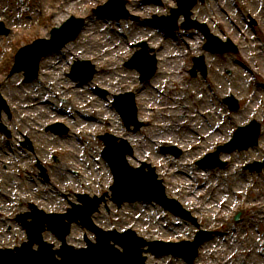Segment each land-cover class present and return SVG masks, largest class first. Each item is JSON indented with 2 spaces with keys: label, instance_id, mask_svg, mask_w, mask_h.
Segmentation results:
<instances>
[{
  "label": "rangeland",
  "instance_id": "374dc122",
  "mask_svg": "<svg viewBox=\"0 0 264 264\" xmlns=\"http://www.w3.org/2000/svg\"><path fill=\"white\" fill-rule=\"evenodd\" d=\"M107 1L0 0V22L9 31L0 36V85L14 110V120L6 121L13 138L0 134V249L27 240L14 218L27 211L29 202L47 212H64L69 204L62 191L72 202H77L78 193L111 194L113 176L98 138L111 133L133 139L135 153L128 157L129 163L154 166L167 196L190 211L199 226L154 203H126L118 208L109 197L108 208L102 205L94 216L97 225L121 232L132 228L149 241H192L199 229L213 233L192 263L146 254L148 264H264V168L260 173L244 168L264 161V0H246L250 3L243 9L222 0L231 17L225 20L213 8L217 0L193 9L194 19L240 46L239 54L226 56L205 51L206 40L198 30L167 32L146 21L153 15H170L176 0H161L160 5L127 0L126 8L137 20H115L94 12ZM248 14L258 26L249 24ZM71 16L84 18L85 28L78 39L41 61L38 79L26 82L23 73L9 76L20 47L37 38L50 39L51 29ZM142 41L158 58L156 75L144 83L137 70L125 66L138 49L134 45ZM202 55L208 75L193 77V60ZM76 60H90L96 66L94 79L72 78L68 62ZM98 89L108 95L102 96ZM125 92L135 94L139 119L145 122L136 133L127 130L113 106L114 95ZM229 95L239 100V111L231 112L223 102ZM252 120L261 123L257 147L222 152L221 158L228 162L224 168L197 165ZM55 121L64 122L71 129L69 135L60 138L45 130ZM26 136L47 166L51 183L39 179L34 154L21 146ZM172 146L183 150L179 157L161 150ZM53 152L58 153V163L51 159ZM85 235L95 241L94 234L74 225L68 242L83 247ZM45 239L60 245L51 233H45Z\"/></svg>",
  "mask_w": 264,
  "mask_h": 264
},
{
  "label": "water",
  "instance_id": "95a60500",
  "mask_svg": "<svg viewBox=\"0 0 264 264\" xmlns=\"http://www.w3.org/2000/svg\"><path fill=\"white\" fill-rule=\"evenodd\" d=\"M180 8L172 11L171 17L155 18L166 23L167 20L173 19L172 28H176V22L181 14L185 15L186 22L183 23V27H198L200 28L208 39H210L208 31L205 25H199L195 21H191V8L197 3L198 0H178ZM204 1V0H201ZM111 2H120L122 7L125 6V2L119 0H112ZM100 10H103L101 8ZM122 17H128L129 13L124 10ZM120 18V17H118ZM3 31L0 30V34ZM4 32H7L4 30ZM58 31H53V38L50 41L40 40L36 42V46L32 49L33 58L30 59V63L24 62V65L20 61V56L24 54L23 49L17 56V63L12 70V74L16 71L25 70L26 80L35 79L38 76L39 62L50 52L63 47L64 37H59ZM217 39V38H216ZM62 43V44H61ZM220 44H218L219 46ZM143 51L135 56V60L144 58L147 60L145 69L140 68L142 73V79L149 80L156 71V58L149 56L147 45L142 44ZM208 48V45H207ZM228 48V47H227ZM226 50H229L226 49ZM197 67L206 74V65L204 58L197 59ZM92 68V73H93ZM196 73L195 70L193 71ZM92 73L90 77L92 76ZM122 97H117L115 105L120 111L126 126L130 129L131 125L135 126V131L139 130L143 123L137 119V108L134 101L133 94L125 95L126 106L121 107L118 102ZM232 110L238 109V102L229 97L225 100ZM3 102L0 96V110ZM54 126L51 130H54ZM261 125L256 121H252L248 126L241 127L237 130L234 140L220 148L232 152L234 149L247 150L252 146L258 145V139L260 136ZM106 144V148L103 151V156L110 164L115 183L111 187L112 200L119 206L125 202H136L138 200L145 202H157L162 205L166 210H170L183 218L189 219L192 222H196L190 216V213L182 208L178 201L169 199L165 193V187L162 181L157 180L155 170L149 166V171L146 172L144 167L133 169L129 166L126 159L127 154L132 155L133 149L126 140H121L118 143V138L112 135H105L101 137ZM27 144L31 147L30 142ZM165 152H170L176 156L180 155V151L174 147L165 149ZM202 166L209 168H215L218 166H225L226 163L219 160V151L210 154L205 159L199 162ZM263 163H254L250 165L251 169H257L261 171ZM82 205L74 204L73 208L68 211L67 214H46L43 211L35 210L33 214L23 215L19 217V220L26 227L29 242L24 243L22 247L15 248L14 250L6 249L0 251V264H145L146 257H143V247L148 246V252H153L157 256L173 254L175 256H182L192 261L198 255V249L202 242L211 235V233L200 232L194 242H182V243H163L158 241L148 242L143 238L136 235L135 232L128 230L125 233H119L117 231H103L97 227L92 219L95 212L99 210L100 204L105 201L104 197L90 198L88 195L79 196ZM32 218L31 222H28V218ZM72 223H78L90 231H93L97 236V243H92L87 240L88 247L83 249H76L73 246L67 244L66 237L70 233ZM48 230L55 233L58 238L63 242L60 250H53V245L48 244L43 240V232ZM113 242V244L111 243ZM37 243L39 245L38 250H33V245ZM119 245L123 248L121 251L116 247ZM57 256L60 258L58 259Z\"/></svg>",
  "mask_w": 264,
  "mask_h": 264
},
{
  "label": "flooded vegetation",
  "instance_id": "af4514ba",
  "mask_svg": "<svg viewBox=\"0 0 264 264\" xmlns=\"http://www.w3.org/2000/svg\"><path fill=\"white\" fill-rule=\"evenodd\" d=\"M222 1V0H221ZM219 2V3H217V5H216V7L218 8L219 6H221V4L220 3H222V2ZM227 2L229 3V5L231 6H234L235 8L236 7H241L242 9L243 8H246L247 7V4L248 3H250L249 1H248V3L246 2V0H227ZM224 29H225V27H224ZM2 194V187L0 186V195Z\"/></svg>",
  "mask_w": 264,
  "mask_h": 264
},
{
  "label": "bare ground",
  "instance_id": "6f19581e",
  "mask_svg": "<svg viewBox=\"0 0 264 264\" xmlns=\"http://www.w3.org/2000/svg\"><path fill=\"white\" fill-rule=\"evenodd\" d=\"M48 1H50V0H42V2H48ZM186 56H184V59H187V54H185ZM181 100H183V97H181ZM203 114V113H202ZM176 124H178L177 122H176ZM173 126V125H172ZM171 127V126H170ZM219 131H221V129H218ZM128 140L130 141V142H132V140L133 139H131V137H128Z\"/></svg>",
  "mask_w": 264,
  "mask_h": 264
}]
</instances>
